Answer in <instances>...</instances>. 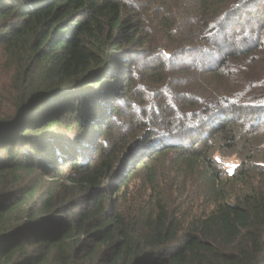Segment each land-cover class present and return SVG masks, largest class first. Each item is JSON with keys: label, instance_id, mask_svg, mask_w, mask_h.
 I'll return each mask as SVG.
<instances>
[{"label": "trees", "instance_id": "16d2710c", "mask_svg": "<svg viewBox=\"0 0 264 264\" xmlns=\"http://www.w3.org/2000/svg\"><path fill=\"white\" fill-rule=\"evenodd\" d=\"M0 264H264V0H0Z\"/></svg>", "mask_w": 264, "mask_h": 264}, {"label": "rangeland", "instance_id": "374dc122", "mask_svg": "<svg viewBox=\"0 0 264 264\" xmlns=\"http://www.w3.org/2000/svg\"><path fill=\"white\" fill-rule=\"evenodd\" d=\"M60 131L63 129L62 127L59 128ZM72 130V129H70ZM216 158L220 161L224 169L228 172V174H231L236 166L239 164V159L235 155H229V156H221L219 154L216 155ZM41 187L42 188H51L56 189L58 187L57 181H53L50 178H44L41 181Z\"/></svg>", "mask_w": 264, "mask_h": 264}]
</instances>
